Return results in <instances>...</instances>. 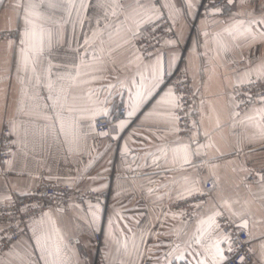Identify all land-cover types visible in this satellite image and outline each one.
Listing matches in <instances>:
<instances>
[{"label": "snow or ice", "instance_id": "6c2138e0", "mask_svg": "<svg viewBox=\"0 0 264 264\" xmlns=\"http://www.w3.org/2000/svg\"><path fill=\"white\" fill-rule=\"evenodd\" d=\"M237 4L255 6L234 11ZM201 7L198 34L203 44L193 40L185 58V30ZM8 10L6 26L0 27L5 53L0 59V136L9 158L0 161V170L16 171L29 183L18 189L8 185L5 176V191H0V264H75L73 244L54 218V212H64V200L55 209L46 208L34 199L46 195L37 192L43 184L33 181H48L57 189L49 199L67 197L69 208L83 211L72 196L81 193L84 180L101 178L88 175L102 155H93L95 139H120L133 118L164 126L176 137L159 146L152 166L159 168V159L167 161L171 154L167 171L191 170L195 176H184L174 195L168 184L161 186L169 188L166 195L176 205L164 215L179 221L168 232L149 228L126 236L109 218L106 247L111 241L114 249L105 252L107 264H143L155 249H165L156 257L158 264H264V217L257 216L248 198L258 199L264 210V172L241 164L240 171L248 173L241 181L248 196L228 194L219 175L221 161L231 164L245 154L244 141H264V59H253L250 51L241 57L247 67L225 68L238 63L230 55L233 47L252 50L264 44V0H8ZM220 15L228 20L208 19ZM214 24L223 27L210 31ZM117 53L123 57L119 65ZM221 75L227 91L221 87L218 94L226 96L227 103L218 108L205 94ZM105 80L108 83L102 84ZM189 93L192 100L186 98ZM117 96L121 102L114 104ZM98 117L106 118L105 127H114L116 133L97 131ZM226 126L235 137L230 152L221 151L214 139L217 134L227 139ZM240 128L254 131L242 140ZM111 147L106 145L105 151ZM127 154L125 141L122 158ZM53 157L73 167L54 171L47 163ZM156 174L145 178L154 183L151 175ZM248 179H254L258 192H252ZM208 184L211 187H205ZM103 187L87 191L98 193ZM146 191L153 195L157 190ZM84 203L87 211L75 218L96 231L99 201ZM161 235L171 239L161 241ZM149 238L156 243L148 245Z\"/></svg>", "mask_w": 264, "mask_h": 264}, {"label": "crops", "instance_id": "0c3cea01", "mask_svg": "<svg viewBox=\"0 0 264 264\" xmlns=\"http://www.w3.org/2000/svg\"><path fill=\"white\" fill-rule=\"evenodd\" d=\"M204 2L206 3V0H204ZM254 6L255 5L251 4H237L234 5V11H243L245 8ZM202 13L203 8L201 7L196 18L189 22L185 30L184 40L181 45L182 49L186 50L185 58L188 56V49L191 48L193 40L199 39L201 45L203 44V37L198 34ZM7 14H9L8 0H0V27L6 26L4 17ZM208 19L209 21L221 20L226 22L228 17L220 15L218 17L210 16ZM221 27H223V24H214L210 25L209 30L216 31ZM256 49H258V51ZM199 51L203 52V47H201ZM250 51L252 52L253 59L257 56L264 59V44L256 45L252 50L247 47H241L239 49L233 47L230 55L238 63L236 65L225 64V68L230 70L232 67H238L239 69L247 67L241 57H248ZM4 55L3 43L0 42V59H3ZM115 55L117 64L119 65L123 57L120 56L119 53ZM218 71L222 74L224 70L218 69ZM3 74L5 76L8 74L6 68ZM101 83L107 84L108 81L105 80ZM221 87H224L225 91H227L226 86L223 84L222 75L219 79H213L208 92L205 94V99L215 102L218 108H222L227 103V97L218 94ZM120 102L119 96L113 101L114 104H119ZM139 115L140 114H138V116ZM116 116H119V112L116 113ZM223 119H225V121L228 120L226 111L223 112ZM237 131L240 132L241 139L243 140L246 134H251L254 130L251 128H240ZM111 132L115 134L116 129L112 127ZM229 132L230 129L226 126L223 130V135L227 138L226 140L221 139L219 134L214 137L217 147L223 152H230L235 141V137L229 135ZM129 133H132L130 137ZM180 136L186 138V135L181 133ZM120 137L121 138L116 141H110V139L106 137H98L95 139L94 143L96 145V150L93 155L98 153H102V155L93 164L88 175L96 176L99 174L101 178L94 182L91 180H84L79 185L81 192L87 193V196L83 197L81 202L76 200L78 194L72 196V199L81 205L83 211L78 212L75 209L69 208L68 204H66L63 205L64 212L62 214L54 212L57 226L61 229L68 243L73 244L76 252L74 257L75 264H107L105 252L109 249H114V245L111 241H108L106 247V232L108 230L109 218L113 220L114 228L122 229L126 236L132 233L139 234L149 228H151L153 232L164 233L179 225L178 220H173L164 215V213L169 210L175 211L176 205L170 203L166 195L169 192V188L161 186L168 184L174 195L176 190L183 185L182 178L186 175L195 176V172L191 170L167 171L166 169L172 167L170 162L171 154L167 157V161L164 158L159 159V168L152 166L153 157L159 155V146L163 143H171L175 140V135L168 134L166 127L158 126L152 121L141 123L138 118H133V123L120 134ZM125 141H127L128 154L126 157L122 158L121 149ZM90 142L92 141L90 140ZM110 143L112 147L108 149V151H105L106 145ZM243 148L245 154L238 159H234L233 163L229 164L225 161H221L224 166L221 168L219 175L221 177V183L228 194H234L236 191H239L242 196H248L244 184L241 183L243 178L248 175L247 172L240 171L242 163L251 169H256L264 164V141L257 140L252 143L244 141ZM87 158V156L83 157L84 160H87ZM47 163L53 167L54 171L59 168V170L63 172L66 168L73 167V165H66L62 160L55 157L48 158ZM30 167H34L31 162ZM234 168L236 171H233ZM0 169H2V166H0ZM132 169H135V172H133ZM39 170L43 171V168ZM152 173L157 174L151 175V180L154 181V183L150 184L145 176ZM5 176L7 177V184L16 185L18 189L26 187L29 183L27 176L18 175L16 171L5 173L0 170V191H5ZM133 176H135V180H133ZM173 181H175L174 184ZM33 183L40 184L42 182L33 181ZM247 183L251 185L252 192H258V185L255 182H249L247 180ZM237 184L240 185L239 189L235 187ZM102 185L105 187H103L100 192L96 193L95 196H92L87 191L88 188L101 187ZM148 188H154L157 191L153 195H148L146 191ZM103 192H106L105 198L100 197V194ZM157 195H163L165 198L156 201L155 198ZM248 198L252 201L251 207L253 211L256 212L257 216L264 217V210L259 208V200L251 196H248ZM85 200H91L93 203L99 201L101 211L96 231H92L83 219L75 218L77 216H82L84 212L87 211V204L84 203ZM180 206L184 207L183 205ZM55 207L56 205L51 206L53 209H55ZM158 216L160 220L163 221V227H161L157 219ZM129 229H131V233ZM96 232L101 233L100 242L96 240ZM73 238L79 242L73 243ZM158 239L166 241L170 240L171 237L161 235ZM154 243H156V240L153 238L147 240L148 245ZM164 250L165 249H155L151 253L152 258L146 259L143 264H158L156 257L161 255Z\"/></svg>", "mask_w": 264, "mask_h": 264}, {"label": "built area", "instance_id": "2783aa9c", "mask_svg": "<svg viewBox=\"0 0 264 264\" xmlns=\"http://www.w3.org/2000/svg\"><path fill=\"white\" fill-rule=\"evenodd\" d=\"M185 53H186V50L185 49H182V55L185 57ZM180 68L182 69L183 68V63L180 64ZM172 79H175V76H173ZM188 100H192L193 97L191 95V93H189L186 97ZM197 117H193V119H196ZM181 126H183L185 124V121H181ZM106 125H108V120L106 118H103V117H98L97 118V131H100V130H110L112 129V127H105ZM181 134L183 135H187L186 132H181ZM5 140H4V137L3 136H0V161H3V160H6L8 159L9 157L5 156L4 155V152H5ZM14 150V149H13ZM256 171H260V172H264V164L261 165L260 167H257L255 169ZM249 182H255L254 179H248ZM41 184V183H40ZM43 186L38 188L37 189V192H44L46 193V195L44 196H39L37 195L36 197H34V199H37V200H41L42 203L45 205V207H51V206H54V205H57L61 199L64 200V204L63 205H66L68 204L67 203V200L68 198L67 197H64V198H61L59 196H56L55 198H52V199H49V197H51L53 195L54 192L57 191L56 188L52 187L49 185L48 182H42ZM205 187H211V184H208L206 185ZM59 191H63V189H59ZM89 192V191H88ZM82 193V192H81ZM77 193L78 196H77V201L78 202H81L83 200V197L87 196V193ZM92 196H95L96 193H92V192H89ZM100 197L101 198H105L106 197V192H103L100 194ZM183 206H185L184 204H181ZM96 236V240L98 242H100L101 240V233L100 232H96L95 234ZM242 239L244 238L243 236L241 237Z\"/></svg>", "mask_w": 264, "mask_h": 264}]
</instances>
